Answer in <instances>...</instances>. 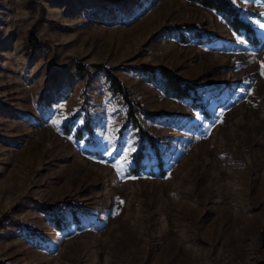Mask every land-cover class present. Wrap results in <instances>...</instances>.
Listing matches in <instances>:
<instances>
[{"label":"rangeland","instance_id":"374dc122","mask_svg":"<svg viewBox=\"0 0 264 264\" xmlns=\"http://www.w3.org/2000/svg\"><path fill=\"white\" fill-rule=\"evenodd\" d=\"M228 1L261 47L187 0H0L3 264H264V0ZM140 68L168 70L188 95Z\"/></svg>","mask_w":264,"mask_h":264},{"label":"trees","instance_id":"16d2710c","mask_svg":"<svg viewBox=\"0 0 264 264\" xmlns=\"http://www.w3.org/2000/svg\"><path fill=\"white\" fill-rule=\"evenodd\" d=\"M190 2H193L203 8H207L212 10L213 12L217 13L226 23V25L229 27V29L237 34H242L244 36V39L252 46V47H261L262 46V41L256 36L254 30L252 27L242 20L239 17V11L236 9L228 0H187ZM41 19V18H40ZM42 21L39 19L35 21L34 25L31 26V28L28 31V40H27V56L33 57L37 56L42 53V46L40 41L36 37V28L41 24ZM100 68L103 73L105 74V78L109 81L110 85V90L117 95L123 103L128 107V112L126 115V119L131 123L132 126L135 127V129L138 131V133H142L141 128L138 126L137 122L135 121L133 117L134 109L132 106V103L128 100L124 89L121 87L120 82L109 72L108 69L102 67V66H97ZM76 71L79 73H86L85 68L76 65L75 66ZM141 74L148 79L150 82L155 83L159 87L162 88L164 93L170 95L171 97L175 99H184L188 93H189V85L183 81H181L179 78H177L175 75H173L171 72H169L166 69L163 68H153V69H146V68H140ZM85 100V99H83ZM149 118L153 119L158 117V114H146ZM82 130L80 131H85L86 133H91V128L89 125V122L87 121L86 123H83L81 126ZM142 137V136H141ZM151 137L146 138V135L144 134V141L148 144L150 148H152L154 155L157 158V167H158V172H160V175H163V162L159 158V154L156 150V147L152 141ZM141 150L138 151L133 156V164L135 165L132 169L137 173L141 169V158L142 154ZM16 207V206H15ZM13 209V208H12ZM72 212V211H71ZM75 213V212H72ZM50 219V218H49ZM4 222H7L9 225L13 227H24V224L22 222L12 220L7 217V215L3 216L1 218ZM51 225L54 227L56 230H62V227H60L61 224H58L55 222V219H50ZM30 233H34V231H30ZM0 264H3L2 261H0Z\"/></svg>","mask_w":264,"mask_h":264},{"label":"snow or ice","instance_id":"6c2138e0","mask_svg":"<svg viewBox=\"0 0 264 264\" xmlns=\"http://www.w3.org/2000/svg\"><path fill=\"white\" fill-rule=\"evenodd\" d=\"M261 27H264V25H261ZM261 70H262V74H264V63H262L261 65ZM55 123H59V121L55 122ZM135 149L133 148L132 151H134ZM111 155V153H110ZM118 163H119V167L117 168V172L118 175H123L124 171H126L128 165V153L125 152L124 155L122 157H120L118 159ZM114 167H116V165H113Z\"/></svg>","mask_w":264,"mask_h":264}]
</instances>
